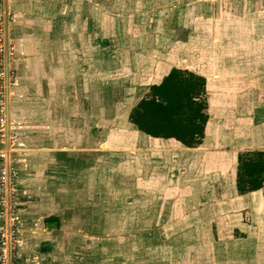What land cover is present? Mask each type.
I'll return each instance as SVG.
<instances>
[{
	"label": "rangeland",
	"instance_id": "374dc122",
	"mask_svg": "<svg viewBox=\"0 0 264 264\" xmlns=\"http://www.w3.org/2000/svg\"><path fill=\"white\" fill-rule=\"evenodd\" d=\"M11 3V8L0 13V34L5 33L14 46L9 24L38 15L39 21L28 27L30 34L41 38L45 34L47 41L51 40L47 54L57 59L54 69L59 72L60 66L61 73L69 77L62 83L74 88L70 104L74 116H79L82 100L89 104L88 117L83 120L89 130L86 137L94 140L95 133L106 140L129 137V133L119 135V130L108 128L110 122L117 118L121 121L120 115L141 95L147 82L176 66L205 76L208 121L203 147L217 158L205 159L203 153L201 178L183 187L165 185L178 177H163L164 166L159 162V169L150 171L155 184L146 187V170L140 167L145 166V159L138 157L136 169L130 166L128 151L106 152L99 160L103 164L96 177L85 183L89 192L79 191L81 188L74 191L77 200L59 202L57 210L51 191H60V177L51 178L49 173L42 178L49 185L38 190L44 205L37 208L35 204L31 212L38 222L44 214L57 211L60 225L54 233L43 227L37 229L33 223L21 228V194L15 177L9 222L0 217V225L14 230L10 264H264V189L245 199L225 200L231 195V155L244 151L241 148L264 147V0ZM0 4L1 9L2 0ZM5 56L0 51V67L13 70L16 82L15 47L4 62ZM105 84L102 102L97 92ZM129 88L130 96L125 98ZM104 103L105 109L98 116L96 110ZM256 108H260L257 112L261 119L253 123L250 119ZM70 122L63 132L76 134L82 121H76L73 128ZM11 123L10 134L14 140L16 137L17 149L10 151V156L16 166V154L22 145L16 124ZM31 163L37 165L35 160ZM61 164L47 160L38 163L42 166L38 168L48 170ZM208 166L212 168L208 170ZM207 170L212 172L209 176ZM136 173L137 187L132 183ZM77 178L73 179L75 184ZM61 188L65 193V186ZM249 202L257 203L252 212L242 208ZM14 216L17 219L12 220ZM20 233L29 237L23 247ZM45 238L52 246L41 253L47 246L43 245Z\"/></svg>",
	"mask_w": 264,
	"mask_h": 264
},
{
	"label": "crops",
	"instance_id": "0c3cea01",
	"mask_svg": "<svg viewBox=\"0 0 264 264\" xmlns=\"http://www.w3.org/2000/svg\"><path fill=\"white\" fill-rule=\"evenodd\" d=\"M12 1L13 0H2L3 7L0 9L1 14H4L2 12H4L5 9L11 8L10 5L12 4ZM29 17L30 16H25L22 19H19L21 21L18 22H16L15 19V21L9 24L8 27L9 33H11V40L15 47L16 56L13 63L16 72V82L8 91L7 118L9 121L16 124L22 145V149L16 154V180L19 187L18 193L21 194L18 222L21 228L23 226L25 227L27 224L29 225L33 223L37 229H42L43 227V230H46V232L54 233L60 225L59 216L56 213L57 211H51L49 214H44L43 219L41 218V220L39 218L38 222L35 221L36 219H33V214L31 212L32 206L35 207L34 205L36 204L37 208H41L43 204V202L40 201L42 192H38V190L43 188V186L47 187L49 184L47 180L42 178L44 176H50L49 173H51V178L56 176L60 177L59 182H57V188L60 187V191L56 188L51 191L53 192L54 197L53 208L57 210L60 207L59 202L66 204L67 201L74 203V200H77L73 195L74 191L81 188L79 191H85V193L89 192L85 183L89 178L96 177L98 174L97 170L103 164V162H99V160L106 152L115 153L117 150L128 151L130 157L129 161L132 163L130 166H135L136 169L139 168V162L137 161L138 157H140V160L145 159V166L142 165L140 167L146 170V187L148 184H155V182H153L154 173H151L150 171H153L152 169H154V167L159 169L160 164L164 166L161 170L163 177L166 176L169 178L172 174L178 177L172 182H169L168 180L167 184H165L166 186L173 185L176 187H183L188 181L201 178L202 155L205 154L204 158H209V160L217 158V154L214 155L209 151H204L205 148L203 145L207 122L201 144L196 147H187L174 138L149 136L137 130L135 126L127 120L130 108L145 94L148 86L152 83L159 82L171 67L165 73H162L159 78L153 79L145 84L141 95L138 96L130 106H128L123 115H120L121 121L117 118L115 121L110 122V127L108 128L119 130V135H122L123 133L127 135V133H129V137L115 136L113 139L106 140L98 137L95 133L94 140H91L92 137H86L89 130L88 128L85 129L87 126L84 128L83 122L84 118L88 117L89 104L86 100H82V105L84 106L82 107V110H80L81 112H78L79 116H74L75 114L72 112L73 105H70L74 99L73 85H70L67 82L64 83L65 81L62 83L61 80H67L66 78L69 79V77L68 75L61 73L60 66L58 67L60 73L57 69H54L53 64L57 59L47 54L49 53L47 45L51 41H47L48 37H45L47 35L44 34V37L42 36L41 38V35L36 36V34H30L28 27L31 22L39 21L38 15H36L34 19H30ZM42 21L45 20L43 19ZM71 31L72 30H70V32ZM103 86V89L97 92V97L103 98L102 102H105L104 91L106 84ZM129 91L130 88L125 91V98L130 96V94H128ZM116 93L117 92H115L113 96H115ZM104 106L105 103L102 105V108H100L101 106L97 108L96 112L98 113V116L104 111ZM256 109L257 110L253 113V117L250 119L253 123L258 122L261 119L257 112L260 108ZM71 118L72 120L70 122L69 120ZM76 121H82L81 125H79L80 127H78L75 132L76 134L72 135V133L68 134V132H63L68 128L67 124L69 122L73 128ZM95 122V127L97 128V131H99V120H96ZM105 126L106 120H103L102 127L105 128ZM228 134H230V132ZM232 138L233 136L231 135L230 139ZM205 150H208L207 147ZM240 150H264V147L241 148ZM238 152L239 150L230 157L231 181L229 185L231 195L229 198V195L225 198L226 201L238 198L245 199L244 197L247 195H256L264 189L263 186L257 190L249 191L244 194H237L235 189L234 168H236V156ZM31 160H35L37 165L35 164L34 166L31 163ZM47 160L62 162V164L59 167L58 165L55 167H49L48 170L46 168H38L41 166L38 165V163L42 164V162ZM168 165H170V168H167ZM34 167L37 169L32 170ZM208 167V170L212 168L211 166ZM208 170L206 171L207 176L212 173L211 171L208 172ZM155 171L158 170L155 169ZM172 171L174 172L172 173ZM46 172H48V174H44ZM75 177H78L76 184L73 180ZM80 177H82V179H80ZM135 179H137V173L134 175V180L132 182L133 186L137 187V180ZM53 183L54 181L52 180L51 184ZM199 183L202 184L200 180ZM64 186L66 189L65 193L63 188H61ZM148 191L149 189H147V192ZM37 200H39V202ZM62 206L64 207V205ZM255 206H257V203L249 202L242 208H248L250 209L249 211L252 212ZM50 216H53L56 219L54 221L52 220V223L46 221ZM28 218L31 220L33 219L34 222L25 221ZM30 231H33L32 227ZM19 236V244L23 247L29 237L24 238L23 233H20ZM45 237H47V234H45ZM43 243V245L47 246L43 247V250L40 251L41 253H45V251H48L49 247L52 246L47 238H45V242Z\"/></svg>",
	"mask_w": 264,
	"mask_h": 264
},
{
	"label": "trees",
	"instance_id": "16d2710c",
	"mask_svg": "<svg viewBox=\"0 0 264 264\" xmlns=\"http://www.w3.org/2000/svg\"><path fill=\"white\" fill-rule=\"evenodd\" d=\"M128 120L149 136L174 138L187 147L198 146L208 120L205 77L186 68L171 67L130 108ZM263 186L264 150L239 151L235 170L237 194ZM52 220L56 219H46L50 223Z\"/></svg>",
	"mask_w": 264,
	"mask_h": 264
},
{
	"label": "built area",
	"instance_id": "2783aa9c",
	"mask_svg": "<svg viewBox=\"0 0 264 264\" xmlns=\"http://www.w3.org/2000/svg\"><path fill=\"white\" fill-rule=\"evenodd\" d=\"M2 35L3 38H0V51L6 55L5 62V60L8 61L7 56L12 54L14 46L9 42L5 33ZM13 82H15L13 70L7 66L5 67V65L0 67V217L4 218L5 222H9L10 213L8 212L12 208V203L9 202L13 201L12 195L16 193V166L11 158L12 155L10 156V151L13 152L17 149L14 146L16 137L14 140L13 135L10 134L13 125L7 118L8 91ZM11 219H17V217L14 216ZM13 231H10L8 227H3V224L0 225V264H10V251L14 247Z\"/></svg>",
	"mask_w": 264,
	"mask_h": 264
}]
</instances>
